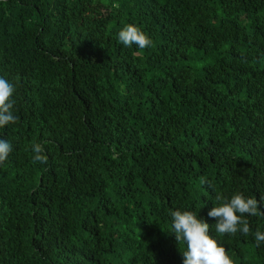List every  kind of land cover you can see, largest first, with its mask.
<instances>
[{
    "label": "trees",
    "instance_id": "trees-1",
    "mask_svg": "<svg viewBox=\"0 0 264 264\" xmlns=\"http://www.w3.org/2000/svg\"><path fill=\"white\" fill-rule=\"evenodd\" d=\"M128 24L153 45L121 44ZM0 77V264H183L175 210L264 264V215L248 235L207 215L264 197V0H0Z\"/></svg>",
    "mask_w": 264,
    "mask_h": 264
},
{
    "label": "clouds",
    "instance_id": "clouds-1",
    "mask_svg": "<svg viewBox=\"0 0 264 264\" xmlns=\"http://www.w3.org/2000/svg\"><path fill=\"white\" fill-rule=\"evenodd\" d=\"M118 40L125 47L135 44L139 49H145L153 45V40L134 24L126 25L119 33ZM15 86L7 79L0 77V128L15 123L17 117L13 114L15 101L12 99ZM13 150V145L0 139V164H3ZM33 161L46 164L48 157L44 153L40 143L32 144ZM202 184L207 181L202 180ZM211 187V185L209 184ZM215 199L220 201L218 206H213L207 213L209 218L215 219V231L218 234L235 235L240 232L243 235L250 233V226L246 215H264L261 210L260 200L245 197L242 193L231 196L230 199L217 193ZM172 233L176 241L184 242L186 250L182 252L183 264H234V260L228 255L224 246L210 235V224L197 217L192 211L175 210L171 212ZM256 246L264 243V232L257 229L254 233Z\"/></svg>",
    "mask_w": 264,
    "mask_h": 264
}]
</instances>
